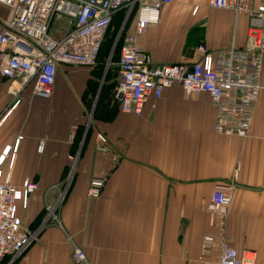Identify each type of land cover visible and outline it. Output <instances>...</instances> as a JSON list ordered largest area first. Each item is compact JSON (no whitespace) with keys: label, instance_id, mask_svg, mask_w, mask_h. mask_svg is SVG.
I'll list each match as a JSON object with an SVG mask.
<instances>
[{"label":"crops","instance_id":"crops-1","mask_svg":"<svg viewBox=\"0 0 264 264\" xmlns=\"http://www.w3.org/2000/svg\"><path fill=\"white\" fill-rule=\"evenodd\" d=\"M8 14L0 5V28ZM248 21L209 0H172L137 44L155 64L190 66L201 60L200 45L210 55L244 47ZM124 24V35H133L136 16ZM112 53L98 52L93 68L57 66L49 99L31 86L16 98L0 74V154L10 148L5 168L13 186H37L18 206L35 241L2 264H198L204 235L215 233L212 192L229 183L226 240L264 264V55L249 136L241 139L215 134L210 98L186 94L180 84L150 98L141 116L122 113ZM94 179L105 182L96 198L88 195ZM215 259L214 247L205 260Z\"/></svg>","mask_w":264,"mask_h":264},{"label":"built area","instance_id":"built-area-1","mask_svg":"<svg viewBox=\"0 0 264 264\" xmlns=\"http://www.w3.org/2000/svg\"><path fill=\"white\" fill-rule=\"evenodd\" d=\"M171 1L0 0L9 12L0 28V74L12 83L16 98L31 86L34 96L49 99L57 66L93 68L114 15L123 12L125 18H130L134 14L135 33L124 35V24L116 35L119 60L114 97L120 111L139 117L150 98L159 100L165 89L180 84L186 94H206L210 98L215 111V134L247 139L261 90L264 0H209L213 9L248 16L246 43L241 49L232 47L215 55L200 45L197 51L201 60L190 66L155 64L137 44L138 36L159 24L161 7ZM57 16L67 22V30L60 37L51 35L52 20ZM98 142V149L105 152V138L98 136ZM9 149L0 154V264L5 259L11 263L37 236L23 227L18 216L19 204L25 208L37 186L29 181L20 188L13 186L10 165L5 168ZM104 184L102 179L91 181L89 197L99 196ZM233 190L229 183L215 186L212 192L207 212L215 233L204 235L198 264H257L254 256L238 254L226 240ZM46 209L52 213V208ZM214 247L216 259L205 260ZM73 253L77 262L85 260L79 249Z\"/></svg>","mask_w":264,"mask_h":264},{"label":"rangeland","instance_id":"rangeland-1","mask_svg":"<svg viewBox=\"0 0 264 264\" xmlns=\"http://www.w3.org/2000/svg\"><path fill=\"white\" fill-rule=\"evenodd\" d=\"M125 22H126V18L124 17V15L119 16V18H117V19L112 21V24L110 25L111 27L109 28L107 34L111 32V29L113 27L115 28V30L117 29V33H118L120 28H121V26L124 25ZM66 27H67V22L63 18H61L59 16L54 17L53 20H52V24H51V35L54 36V37L62 36L65 33ZM116 46H117V42L114 39H113V41L111 40L109 42V51H110L109 54L111 53V51L114 52L113 50H115ZM109 54H108V56H109ZM117 61H118V55H117V58H116V62ZM108 63L110 64L109 58L107 60V64ZM63 187H65V189L63 191L64 192L63 194H66L69 191V189H70L69 188V184H67V186H63ZM63 198H64V195H61L60 201L58 203V206H60V204L63 203V202H61L63 200Z\"/></svg>","mask_w":264,"mask_h":264},{"label":"trees","instance_id":"trees-1","mask_svg":"<svg viewBox=\"0 0 264 264\" xmlns=\"http://www.w3.org/2000/svg\"><path fill=\"white\" fill-rule=\"evenodd\" d=\"M119 14H123V12H118V13L115 14V15H119ZM115 15H114V17H115ZM114 17H113L112 21L114 20ZM111 24H112V22H111ZM110 27H111V26H109V28H110ZM109 28H108L107 31L105 32V35H104L103 41H102V43H101V45H100L99 53H100L101 51H104V53L108 54V52H109V42H110L111 40L113 41V39L115 40V37H116V35H117V29L115 30V28L113 27V28L111 29V32L107 34ZM118 47H119V43L117 44V46H116V48H115V50H114V52H113L112 58H113V57L116 58L117 55H119ZM114 58H113V59H114ZM116 64H117V63H116ZM115 68H116V67H115ZM110 71H111V68L109 67V72H110Z\"/></svg>","mask_w":264,"mask_h":264},{"label":"water","instance_id":"water-1","mask_svg":"<svg viewBox=\"0 0 264 264\" xmlns=\"http://www.w3.org/2000/svg\"><path fill=\"white\" fill-rule=\"evenodd\" d=\"M129 18V16H127L126 20Z\"/></svg>","mask_w":264,"mask_h":264}]
</instances>
